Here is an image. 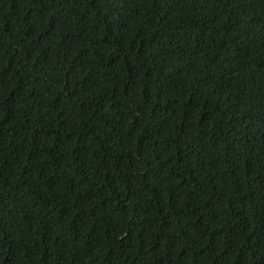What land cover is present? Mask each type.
Returning <instances> with one entry per match:
<instances>
[{"label":"trees","instance_id":"trees-1","mask_svg":"<svg viewBox=\"0 0 264 264\" xmlns=\"http://www.w3.org/2000/svg\"><path fill=\"white\" fill-rule=\"evenodd\" d=\"M0 264H264V0H0Z\"/></svg>","mask_w":264,"mask_h":264}]
</instances>
